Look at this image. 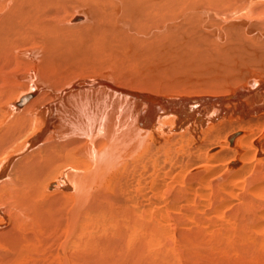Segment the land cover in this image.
<instances>
[{"label":"bare ground","instance_id":"obj_1","mask_svg":"<svg viewBox=\"0 0 264 264\" xmlns=\"http://www.w3.org/2000/svg\"><path fill=\"white\" fill-rule=\"evenodd\" d=\"M73 1L0 0V264H264V41L153 51L244 7ZM140 50L161 86L116 65Z\"/></svg>","mask_w":264,"mask_h":264},{"label":"rangeland","instance_id":"obj_2","mask_svg":"<svg viewBox=\"0 0 264 264\" xmlns=\"http://www.w3.org/2000/svg\"><path fill=\"white\" fill-rule=\"evenodd\" d=\"M76 0H74L73 2H72V4H70L69 5V7H68V11H67V13L69 14V15H71L74 11H75V9L78 7V5H77V1L75 2ZM234 3V2H233ZM233 3H230L229 2V4H227L226 2H224V3H222L221 4V6L220 5H218L215 9H213V7L212 8H210L209 7V5L208 6H206L205 7V9H206V11H210L212 14H214V13H217V11H220V14H218L219 16H217V15H215L218 19H220L219 21H233V20H236L237 18H244V20L246 19V21H244V23H246L247 25H249V23L251 24V25H249L250 26V28H249V31H248V29H246L247 27H240V26H235V27H231L230 26V24H221V22H215L214 20H212L211 22H209V24L212 26L211 28L210 27H208V25H207V27L208 28H205V25H204V27L200 24V31L202 32L203 30H201V29H206V34H208V36H206V35H204L205 36V38H204V36H198L196 33L198 32V30L199 29H197L196 27H198V26H196L197 24H196V22L195 23H192V26H191V30L189 31V32H187L186 31V28L185 27H183V26H181V24L183 23L182 21L181 22H179V23H177V27L175 26V27H172V32H174V31H176V32H174V33H171L170 31H168V32H166L165 33V35L164 34H162V36L160 37L161 39L160 40H162L163 39V42H164V44L166 45V46H164V47H162L160 44H158V46H157V48H152L153 49V51L155 50V52H154V54H158V53H160V54H163L165 51V47L166 48H170V46L171 47H173V46H175L174 45V42H176L177 41V39L179 40L178 42H179V44H181V43H187L186 44V47H187V45H188V43H190V42H196V44L197 45H194V47L196 46V48H198V49H200V51H202L203 50V48H204V50L203 51H205V50H208V51H214V50H216V48H220V46H221V44H224L223 42L225 41V43L226 42H228V43H230V42H232V45H235V47L237 46V45H239L240 43L238 42L240 39V35L242 36L241 38L244 40V42H246L247 44H248V42H250L249 44H251V43H253V42H255V43H260L261 41L263 42L264 41V36L262 37V33H263V35H264V7H263V4H261L260 2H252L251 0L250 1H248V0H245L244 2H243V4H241L238 0H235V3L236 4H239L240 6H243L244 8H242V9H244V10H242L241 9V11L239 12V14H237V13H232V12H230V13H228L229 12V10H232V7H230V6H232L233 5ZM245 3V4H244ZM250 3H251V5H250ZM256 3V4H255ZM223 4H224V6H223ZM248 4V5H247ZM254 4V5H253ZM257 5V6H256ZM73 6V7H72ZM207 7H208V9H207ZM227 7V8H226ZM256 7V8H255ZM261 7V8H260ZM110 8H111V5H110ZM210 8V9H209ZM260 8V9H259ZM86 9V8H85ZM253 9V10H252ZM258 9V10H257ZM212 10V11H211ZM213 10H214V12H213ZM193 11V13L191 12V14L189 15V17H194V15H199V14H202L201 12L199 13V10H198V12L196 11V10H192ZM258 12V13H257ZM104 14H105V12H103ZM219 13V12H218ZM226 14V13H228L226 16H223V14ZM68 14H67V16H68ZM101 14V15H99V17L95 20V22H96V24H100L104 29H106L107 31L108 30H111V25H112V23L113 22H115V19H113L112 17H110V16H108L107 14ZM224 14V15H225ZM103 15V16H102ZM92 16L94 17V15L92 14ZM203 16V15H202ZM214 16V15H213ZM95 19V18H94ZM101 19V20H100ZM112 19V20H111ZM114 20V21H113ZM202 20V19H201ZM240 20H242V19H240ZM101 21V22H100ZM107 21V22H106ZM249 22V23H248ZM179 24H180V26H179ZM184 24V23H183ZM195 25V26H194ZM108 26V27H107ZM193 26H194V28H193ZM202 26V27H201ZM224 28H223V27ZM230 26V27H229ZM181 28L183 29V30H181ZM223 28V29H222ZM253 28V29H252ZM227 31H226V30ZM181 30V31H180ZM208 30V31H207ZM225 30V31H224ZM205 31V30H204ZM247 31V32H246ZM180 32H181V34H180ZM183 32V33H182ZM195 32V33H194ZM222 32V33H221ZM224 32H226L225 34H224ZM227 32H228V34H227ZM239 32V33H238ZM169 33V34H168ZM171 33V34H170ZM191 33V34H190ZM218 33V34H217ZM173 34V35H172ZM178 35L179 34V36H176L177 37V39L175 40V35ZM190 34V35H189ZM227 34V35H226ZM235 34H237V35H239V37H237V40H235V39H232V38H234L233 37V35H235ZM256 36L257 34L258 35H260V36H257V39H256V37L254 36V35ZM168 36V37H167ZM170 36H171V38H170ZM214 36V37H213ZM220 36H222L223 38H224V40H223V38L222 39H220L219 37ZM175 37V38H174ZM196 37V38H195ZM207 37V38H206ZM218 37V38H217ZM227 39H226V38ZM258 37H259V39H258ZM182 38H183V40H185V38H186V42L184 41H182ZM194 39V40H193ZM204 39V40H203ZM209 39V40H208ZM219 39V40H218ZM227 41H226V40ZM229 39V40H228ZM262 39V40H261ZM197 40V41H196ZM213 40V41H212ZM220 40H222L223 42L221 43V41ZM233 40V41H232ZM253 40V41H252ZM258 40H261V41H259V42H257ZM203 41V42H202ZM234 41H235V43H234ZM169 42H170V44H169ZM208 43V42H210V43H208V44H206V43ZM215 44H214V43ZM237 42L239 43V44H237ZM203 43H205V44H203ZM220 43V44H219ZM148 44H150V42H148ZM173 44V45H172ZM210 44V45H209ZM177 45H178V43H177ZM208 47H207V46ZM215 45V46H214ZM220 45V46H219ZM145 46H147V44L145 45ZM144 46V47H145ZM150 47H151V45H149ZM168 46V47H167ZM259 46V48L260 47H262L261 45H258ZM153 47V46H152ZM179 47V46H178ZM238 47V46H237ZM145 48H147V50L146 51H148L149 50V48L148 47H145ZM182 48V47H181ZM183 48H185V46L183 47ZM175 51V52H174ZM174 51H172V53H173V57L174 58H178L177 56L180 54L179 52V50H178V48L177 49H175ZM179 51V52H178ZM140 52H142V53H140ZM144 51H138V62L136 61L135 63H133L134 61H132L131 63L130 62H128V60H127V58H125V57H122V56H118V58H116V65L118 66V67H120V68H122L123 70H125L126 72H124V73H127L128 74V79H129V77H130V79L129 80H131V81H134V83L135 84H138L139 82H141L140 84H146V83H148V84H146V85H148V86H152V87H156L157 85H159V86H161V82L158 80V78H163L164 80H165V78L167 77V75H165L166 74V72L162 69L161 71L159 70L157 73H154V71H152L151 73L150 72H147L146 71V68L145 69H143V67L141 66L142 64L140 63L141 62V60H142V62H143V60L146 58V55H144ZM175 53V54H174ZM178 53V54H177ZM216 53V52H215ZM120 54V53H119ZM143 56H142V55ZM172 55V54H171ZM175 55V56H174ZM211 55H212V53H211ZM121 57H122V59H121ZM143 57V58H142ZM208 57H209V55H208ZM140 58H142L141 60H140ZM212 59V61H213V58L214 57H211ZM216 58V57H215ZM208 59H210V58H208ZM216 59H214V61H215ZM127 63V64H126ZM141 64V65H140ZM124 66V67H123ZM127 66V67H126ZM138 66V67H137ZM142 67V68H141ZM245 68V67H244ZM115 69H116V73H118L117 72V68H116V66H115ZM132 71V72H131ZM141 72V73H140ZM179 72V71H178ZM181 72H185V70L184 69H181ZM131 73V74H130ZM138 73V74H137ZM147 73V74H146ZM150 75H149V74ZM236 72L234 71V70H232L231 72H230V74L229 73H224V76L225 77H227V78H231L232 80H231V83L232 82H235V81H239V80H241L242 79V74L243 73H239V75L238 74H235ZM132 74H133V76H132ZM160 74V75H159ZM227 74H229V75H227ZM231 74H232V76H231ZM235 74V75H234ZM126 75V74H125ZM138 75V77H136V76ZM164 75H165V77H164ZM242 75V76H241ZM146 76V77H145ZM161 76V77H160ZM134 77V78H133ZM135 77H136V79H135ZM140 78V79H139ZM134 79V80H133ZM141 79H143V80H141ZM136 80V81H135ZM157 80V81H156ZM235 80V81H234ZM137 81H139V82H137ZM209 83H211V82H209ZM235 84V83H234ZM202 84H200V85H196V83L194 84V83H188V82H185V81H182V83H180L179 84V91H183V89H186L187 87H188V89H192V88H198V87H201V88H204V86L202 85ZM195 86V87H194ZM197 86V87H196ZM219 88H221V87H219Z\"/></svg>","mask_w":264,"mask_h":264}]
</instances>
